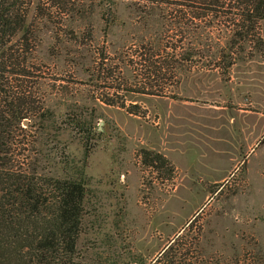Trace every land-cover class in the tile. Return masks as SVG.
Returning a JSON list of instances; mask_svg holds the SVG:
<instances>
[{"label": "rangeland", "instance_id": "1", "mask_svg": "<svg viewBox=\"0 0 264 264\" xmlns=\"http://www.w3.org/2000/svg\"><path fill=\"white\" fill-rule=\"evenodd\" d=\"M184 1L19 3L28 65L9 80L59 123L15 152L50 174L87 154L82 262L264 264V19Z\"/></svg>", "mask_w": 264, "mask_h": 264}, {"label": "trees", "instance_id": "2", "mask_svg": "<svg viewBox=\"0 0 264 264\" xmlns=\"http://www.w3.org/2000/svg\"><path fill=\"white\" fill-rule=\"evenodd\" d=\"M237 1L243 5L242 23L238 26L242 28L246 22L250 31L256 20L264 19V0ZM20 2L0 0V264H101L76 258L87 183L84 172L87 154L74 161L69 170H65L59 157L62 167L50 174L44 168L38 171L32 164L24 166V161L21 163L17 157L20 152H15L19 143L30 142L29 135L20 132L35 123H59V117L51 110L37 114L36 100L27 86L20 83L16 88L18 85L9 80L26 76L23 67L28 65L17 54L19 50L12 49L14 36L25 21L16 15ZM184 2L193 7L199 5L206 13L219 5V0ZM106 102L112 104V101ZM23 123L26 125L22 126ZM87 123L90 124L84 122L82 127V122L81 128L86 133L84 147L89 149L93 136ZM19 135L23 138H16ZM166 162L165 156L155 153V166L162 167ZM173 263L170 258L164 262Z\"/></svg>", "mask_w": 264, "mask_h": 264}]
</instances>
